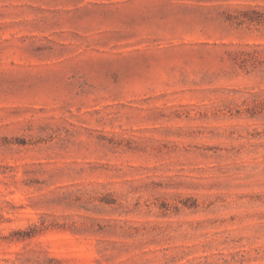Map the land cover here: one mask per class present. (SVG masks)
Listing matches in <instances>:
<instances>
[{
    "label": "rangeland",
    "instance_id": "1",
    "mask_svg": "<svg viewBox=\"0 0 264 264\" xmlns=\"http://www.w3.org/2000/svg\"><path fill=\"white\" fill-rule=\"evenodd\" d=\"M0 264H264V0H0Z\"/></svg>",
    "mask_w": 264,
    "mask_h": 264
}]
</instances>
